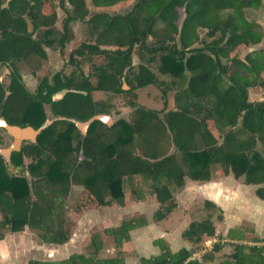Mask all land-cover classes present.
I'll list each match as a JSON object with an SVG mask.
<instances>
[{
	"label": "trees",
	"instance_id": "16d2710c",
	"mask_svg": "<svg viewBox=\"0 0 264 264\" xmlns=\"http://www.w3.org/2000/svg\"><path fill=\"white\" fill-rule=\"evenodd\" d=\"M5 1L0 0V66L15 64L6 83L10 94L4 114L9 123L39 128L49 117L86 121L109 113L111 99H95V90L124 93V102L133 111L112 126L92 122L86 135L69 119L55 120L37 142H23L21 150L12 153L13 164L27 169L29 175L10 173L0 154V238L5 236L3 230L28 227L45 243L64 244L71 238L67 199H74L76 211L81 209V199L87 200L84 207L89 209L124 205L125 183L137 198L144 197L141 183H148L149 193L161 204L155 212L157 220L176 207L174 193L184 186L186 176L205 181L232 173L246 184L257 185L255 192L264 199L260 148L264 147V100L250 101L248 95L249 85L264 90V24L245 13L264 6V0H91L96 11L92 14L87 0H58V6L68 11L67 19L81 18L95 35V43H83L76 52L85 54L88 48L91 55L105 54L107 61L93 63L89 75L78 63L69 74L58 71L51 79L45 76L35 91L26 87L16 63L43 59L44 43L57 41L62 46L72 33L64 22L58 38H47L56 34L54 0H10L3 7ZM158 21L164 25L162 36L155 30ZM150 37L157 38L155 44H147ZM101 42L118 48L101 49ZM135 44L140 60L136 67ZM249 47L253 49L242 58ZM124 76L129 90L122 87ZM151 84L163 91L160 109L138 103L137 89ZM62 90L64 96L53 100ZM5 95L0 79V104ZM3 140L0 134V143ZM205 205L215 203L206 200ZM145 217H125L103 233L120 249L131 239L132 230L147 224ZM251 232L239 225L229 228L223 239L232 243L233 251L213 264H264V240L249 238ZM184 235L199 242L205 235L215 236L216 228L208 217L192 222ZM153 244L159 252L141 256L138 264H203L222 245L214 243L201 261L186 246L173 250L162 236ZM104 247L103 235L94 232L84 252L62 259H30L26 264H126L121 254L103 255Z\"/></svg>",
	"mask_w": 264,
	"mask_h": 264
},
{
	"label": "rangeland",
	"instance_id": "374dc122",
	"mask_svg": "<svg viewBox=\"0 0 264 264\" xmlns=\"http://www.w3.org/2000/svg\"><path fill=\"white\" fill-rule=\"evenodd\" d=\"M88 4L91 6V0H87ZM54 4L57 5V20L54 25L55 33L47 38H53L55 35L57 38L63 33V24L67 22L69 30L72 35L70 40L66 42L65 47L69 46V50L65 51L64 48L62 53L60 51L59 42L55 41L51 45L49 50V60L42 61L43 59H29L27 61H20L16 63L18 70L23 73L27 78L24 81L25 85L30 90H36V86L39 80L44 76L48 75L50 78L53 74L58 72L67 71L69 72L71 68H75L76 64L79 63L80 67L90 74L92 71L93 63L99 64L101 62H106L107 58L105 54H93L86 55L77 54L75 49L81 46L83 43L92 42L95 43V35L90 32V27L85 24L81 18L67 19L68 11H65L60 6H58V0H54ZM66 6L71 10V5L66 3ZM93 7V6H92ZM246 16L252 21H256L264 24V6L258 9L248 8L245 11ZM164 25L161 21H158L155 25V30L159 36L163 35ZM44 30V29H42ZM40 31L41 33L43 31ZM39 36V34H36ZM35 35V36H36ZM205 34L202 33V36ZM156 37H150L147 39L148 45H153L156 42ZM104 46V45H103ZM106 46V45H105ZM108 49H116L117 46H106ZM126 48V47H121ZM136 48L138 44L133 47V66L139 64L140 60L136 55ZM63 54H65L63 60ZM73 56L74 62H69V57ZM90 57V60L87 58ZM51 59L53 61H51ZM63 60V61H61ZM156 70V65H152ZM15 64L5 63L0 66V79L6 83L10 77V71L14 70ZM84 70V69H83ZM84 70V72H85ZM64 73V72H63ZM127 73V70L126 72ZM161 79L170 80L169 75L158 74ZM33 76V77H32ZM91 80L95 82V76L91 77ZM7 86V85H6ZM122 87L124 90H129L131 88L130 84L126 80V76L122 78ZM257 94H254V99L262 97V93L254 89ZM138 91V103L140 105H145L149 108H160L164 102L163 91L160 86L151 84L142 87ZM93 97L95 99H111L113 103V108L109 111L111 116L116 120L119 117L129 118L133 108L127 106L124 102L125 94L121 93L114 95L111 92L104 91H94ZM46 110L49 111V107L46 106ZM0 134L3 135V142L0 143L1 148L8 147L13 141L12 136L8 135L5 130L0 129ZM261 150L264 152V147L260 146ZM25 165L28 164L29 160L24 159ZM223 176V173L221 174ZM220 174L217 176H221ZM189 177V176H186ZM231 176L226 178V182L223 185H230L232 189L230 191H220V197L215 206H206L205 200L196 199L194 201H185L173 211H176L175 216L170 221L162 220L156 222L155 212L157 211V206L151 203L152 195L149 193L148 183H141L144 186V202L136 204L137 197L128 183H125L126 191V205L123 208H112L110 207H100V208H86L84 204L87 200L81 199L80 206L81 209L76 211L74 209V199L69 197L66 201L68 221L67 226L70 229L72 236L69 241H71V249L69 253L74 252H84L87 249V245L90 241V236L94 232H100L105 238V247L103 249V254L113 255L115 253H123L127 257L132 258L133 254L149 256L159 252L157 247L152 243L153 238L159 236L160 234H165V238L170 243L173 250H177L182 246L188 247L192 251L193 258H198L203 261V254L207 250H211L214 243L220 241L221 248L219 250L211 251V260L203 261V264H213L223 258L230 256L233 251L232 243L225 241L223 239L229 228L234 226H244L249 229H253V232L248 233V237L259 236L264 240V201H261L255 190L257 185L253 184H242L243 180H235ZM140 182V180H139ZM236 182V183H235ZM244 183V182H243ZM78 188V187H74ZM77 190V189H76ZM213 202V201H212ZM120 207V206H111ZM144 212L145 218L148 219L147 226L141 228V230H136L130 241L127 242L124 252L119 249H114L113 238L107 236L103 233L106 226L113 225L124 216L128 214H136ZM142 215V214H137ZM210 217L214 222L216 228L215 236L205 235L203 239L199 242L190 241L184 235V232L190 227L191 223L194 221H201L205 218ZM2 215L0 214V220ZM150 220V222H149ZM256 225L260 227V233L256 231ZM5 233L4 238H0V264H26L30 259H49L55 257L54 252L59 251L58 247H50L51 245H46L35 231L26 227L22 231L11 232L9 230H3ZM249 243H253L250 241ZM262 243V241H261ZM119 250V251H118ZM68 254L59 255L67 256ZM128 258V261H132Z\"/></svg>",
	"mask_w": 264,
	"mask_h": 264
},
{
	"label": "crops",
	"instance_id": "0c3cea01",
	"mask_svg": "<svg viewBox=\"0 0 264 264\" xmlns=\"http://www.w3.org/2000/svg\"><path fill=\"white\" fill-rule=\"evenodd\" d=\"M66 44V43H65ZM65 44H64V46L62 45L61 47H65ZM104 45V46H103ZM109 46V45H111V46H117V45H115L114 43H108V42H101L100 44H99V46L101 47V48H108V47H106V46ZM43 47H44V49H45V52H46V56L43 58V60L42 61H48L49 60V50L48 49H51V45H47V44H45L44 43V45H43ZM61 47H60V51H61V53H62V50H61ZM110 49V48H109ZM111 49H113V48H111ZM64 50L65 51H68L69 50V46H67V47H65L64 48ZM245 50L243 51V53H241V57L242 58H244V56H245ZM64 57H65V54H63V60H64ZM63 60H61V61H63ZM51 61H53L52 59H51ZM85 68H86V66L83 68L84 70H85ZM72 69L73 68H71V70L69 71V72H67V71H64L63 70V72L64 73H66V74H69L71 71H72ZM60 71V70H59ZM85 73L87 74V75H89V73H87V71L85 70ZM22 75H23V81H25L26 80V76L22 73ZM33 77V76H32ZM38 85V84H37ZM27 87V86H26ZM37 87V86H36ZM138 89H140V88H138ZM137 89V90H138ZM254 89H257V90H259L261 93H262V97L260 96V98H257V99H254V94L256 93L257 94V92H255V90ZM30 90V89H29ZM31 91H35V90H31ZM64 90H62V91H59V92H57V93H62ZM95 91H97V90H95ZM101 91V90H100ZM94 92V91H93ZM104 92H106V91H104ZM137 93H138V91H137ZM173 95H174V92H173ZM248 95H249V100L250 101H260V100H264V90H263V88L260 86V85H249V87H248ZM61 97V96H60ZM170 97V96H169ZM164 106V102H163V105L160 107V108H162ZM160 108H158V109H160ZM157 109V108H156ZM51 118H54V117H49L48 119H51ZM116 121V120H115ZM212 126H213V123H212ZM213 129H216L215 128V124H214V126H213ZM26 142V141H25ZM27 175H29V172L27 173ZM221 175V174H220ZM231 176H233V174L232 173H230V174H228V175H225V174H223V176L221 175V176H216V175H213L212 177H211V179L210 180H205V181H200V180H194V179H192V178H190V177H186V179H185V184H184V186L183 187H181V188H179V189H177L176 190V192L174 193V195H175V202H176V207H174V209L176 208V210H178L177 208H179V206H181V204L184 202V200L185 201H189V202H191V201H194V200H196V199H201V200H204V199H207V200H210V201H213V202H217L218 203V200H219V197H220V191L221 190H224V191H230L231 189H232V187L230 186V185H223L224 184V182H226V178H229V177H231ZM234 177V176H233ZM233 179H235V180H239V181H241V179L243 180V178H233ZM243 182H244V180H243ZM241 182L242 184H244V185H246V183L244 182ZM236 183V182H235ZM152 195V194H151ZM151 197H153L152 198V201H151V203L153 204V205H155V206H157L158 208L161 206V204L158 202V200L156 199V196L155 195H152ZM260 198V197H259ZM69 199V198H68ZM260 199H262V198H260ZM136 204H139V203H145L144 202V197L143 198H137L136 199ZM206 201V200H205ZM261 201H264V199H262ZM219 204V203H218ZM126 205V202H125V204L124 205H118V204H113V205H110V206H102V207H110L109 208V210H111L112 208H123V206H125ZM111 206H120V207H111ZM66 208H67V205H66ZM98 208H100V207H98ZM157 208V209H158ZM92 209H94V208H92ZM96 209V208H95ZM173 209V210H174ZM171 211V212H169L164 218H162V219H160V220H156V222H160V221H162V220H167V221H170L171 219H173V217L175 216V214H176V211ZM68 214V213H67ZM137 214H144V212H141V213H136V214H131V215H127V216H124V217H122V218H119V220L117 221V222H121V220L123 219V218H125V217H128V216H132V215H137ZM145 215V214H144ZM147 219V218H146ZM149 222H150V220H149ZM119 223H116V224H113V225H109V226H114V225H117V224H119ZM147 224H148V219H147ZM147 224L146 225H144V226H142V227H139V228H137V229H134V230H132V232H131V238H132V236H133V233L136 231V230H141V228H143V227H145V226H147ZM107 227V226H106ZM256 231L258 232V233H260L259 231H260V227L258 226V225H256ZM71 236H72V233H71ZM164 237L165 238V234H160L159 236H157V237ZM157 237H155V238H157ZM155 238H153V239H155ZM166 239V238H165ZM131 240V239H130ZM129 240V241H130ZM104 241H105V238H104ZM127 242L128 241H126V242H124V244H123V246L119 249L121 252H124V250H125V247H126V244H127ZM152 243H153V240H152ZM46 245H51L50 247H58L59 248V251H58V253L57 252H54V255H55V257H51V258H49V259H62V258H67L71 253H69L68 254V251L71 249V241H68V242H66V243H64V244H51V243H45ZM154 245V244H153ZM155 246V245H154ZM155 247H157V246H155ZM113 248L116 250V248L114 247V245H113ZM157 249L159 250V248L157 247ZM118 250V251H119ZM63 254H68L67 256H62V257H60L59 255H63ZM103 254V253H102ZM116 254H121V253H115V254H113V255H116ZM103 255H105V256H107L106 254H103ZM121 255H123L124 256V258H125V261H126V264H138L139 263V258L141 257V256H143V255H136V254H133L131 257L132 258H130V257H127V255H124L123 253L121 254ZM109 256V255H108ZM128 258H130V260H132V261H128Z\"/></svg>",
	"mask_w": 264,
	"mask_h": 264
},
{
	"label": "water",
	"instance_id": "95a60500",
	"mask_svg": "<svg viewBox=\"0 0 264 264\" xmlns=\"http://www.w3.org/2000/svg\"><path fill=\"white\" fill-rule=\"evenodd\" d=\"M9 1L10 0H6L5 3L3 4V7H7L9 4ZM95 12L96 11L93 9V7L91 5V14L95 13ZM252 49H253V47H249L245 50V52H249ZM2 85L6 91V95L0 104V128H3L8 135L12 136L13 141L11 142V144L8 147H5V148L0 147V154L4 157L5 161L7 162L8 171L10 173H16V174H18L19 172H25V174L28 173L27 169H25L24 167H18V166H15L13 164V162H12L13 151L21 150L22 144L25 141L37 142L38 135L41 134L42 131L47 126H49L51 123H53L55 120L69 119V120L73 121L77 125L79 130L84 135L87 134V131H88L90 124L96 120H100V121L104 122L105 124H107L108 126H112L115 123V119L110 114L98 113V114L93 115L92 117H90L86 121H79L76 119H70V118H67L64 116H56L54 118L47 119L44 122V124L42 126H40L39 128H35L32 125L21 126V125H17V124H11L7 121L5 114H4L5 102H6L8 95L10 94V89L8 86H6L4 84L3 81H2ZM65 93H66V90H64L62 93H55L53 95V100L61 99Z\"/></svg>",
	"mask_w": 264,
	"mask_h": 264
},
{
	"label": "flooded vegetation",
	"instance_id": "af4514ba",
	"mask_svg": "<svg viewBox=\"0 0 264 264\" xmlns=\"http://www.w3.org/2000/svg\"><path fill=\"white\" fill-rule=\"evenodd\" d=\"M65 43H66V42H65ZM88 43H92V42H88ZM88 43H87V44H88ZM63 46H64V45H63ZM60 47H61V46H60ZM80 47H83V45L79 46L78 48H80ZM99 47H100V46H99ZM61 48L63 49V47H61ZM78 48H76V49H78ZM100 48H101V47H100ZM117 48H118V46H117ZM76 49H75V51H76ZM101 49H108V48H101ZM108 50H110V49H108ZM90 52H91L90 49L86 48V53H85V54L88 55V54H90ZM76 53L79 54L78 52H76ZM80 55L83 56V54H80ZM90 55H91V54H90ZM90 55H89V56H90ZM68 61L72 63V62H74L75 60H74L73 56H70ZM125 72H126V70L124 71V74H126ZM56 73H57V72H56ZM53 75H54V74H53ZM53 75L51 76V78L53 77ZM45 76L48 77L49 79H51L48 75H44L43 77H45ZM43 77H42V78H43ZM22 78H23V75H22ZM42 78H41V79H42ZM41 79H40V80H41ZM40 80H39V81H40ZM38 83H39V82H38Z\"/></svg>",
	"mask_w": 264,
	"mask_h": 264
}]
</instances>
